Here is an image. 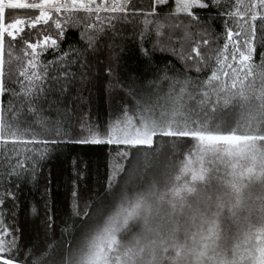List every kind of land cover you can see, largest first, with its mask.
Listing matches in <instances>:
<instances>
[{"label":"snow or ice","instance_id":"obj_1","mask_svg":"<svg viewBox=\"0 0 264 264\" xmlns=\"http://www.w3.org/2000/svg\"><path fill=\"white\" fill-rule=\"evenodd\" d=\"M175 2L177 13L186 14L198 23L194 7L203 10L213 7L219 12L224 0ZM150 3L152 11L146 12L138 10L133 0H0V166H7L6 175L17 179L27 175L34 181L42 170L41 162L49 156V145L74 143L117 146L122 149L118 154L125 161L134 151H143L147 168L150 167L147 153L155 149L159 138H168L173 149L192 141L193 147L180 161L169 186L161 190L152 182L132 195L127 188L123 189L118 203L107 215L96 213L97 221L82 228L75 245L62 240L71 251L56 264H264V71H256L257 67L264 68V55L260 66L253 63L254 44L260 42L257 31L264 33V0H230L233 10L219 13L225 17V32L223 47L214 57L216 67L203 81L172 80L165 104L158 105V110L137 102L138 110L130 115L124 106L121 115L104 125L82 121L73 129L78 138L69 139L72 132L60 125L50 129L43 120L38 122L42 128L39 134L31 127L21 128L19 111L11 102L3 103L5 95L22 99L27 111L35 114L36 105L49 103L51 107L52 103L62 102L69 82L76 79L64 62L69 66L79 63L86 68L88 65L81 63V58L88 50H96L106 29H114L118 22L155 16L156 7L166 6L169 0ZM6 10L35 11L7 17ZM142 23L141 43L149 26L154 25L158 39L152 51L161 52L167 51L159 47L165 27L191 26L154 24L147 18ZM229 24H234L237 30L234 32ZM80 27L84 29L82 38L87 40L84 51L70 48L55 61L41 63L42 55L49 51L55 54L60 48L66 30ZM32 30H36L35 34ZM89 32L95 35H87ZM185 38H190V33L185 32ZM209 43L203 40L204 46ZM16 44L23 46L26 64L23 70L13 73L11 64L22 59L13 56ZM192 53L207 67L199 44L192 48ZM140 54L146 60L151 59L148 49L141 47ZM70 55L75 59L66 60ZM52 67L60 71L53 75L49 71ZM196 71L200 72L201 67ZM106 74L111 76V69ZM169 79L167 75L161 77ZM9 83L19 85V91L7 87ZM111 90L112 85L106 87V91ZM49 94L57 99L49 101ZM192 103L195 108L190 106ZM229 121L232 126L225 130ZM49 133L54 138H37ZM124 172L125 167L121 166L109 176L106 192L115 187L117 175ZM72 196L75 200L77 192L73 191ZM6 199L15 201V193L9 191L0 196V264H23L19 258V237L4 223L8 214L4 209ZM75 208L73 204V216L86 224L92 213L85 211L80 216ZM30 213L38 214L35 206ZM51 223L49 215V227ZM72 232L73 225L66 223L63 234ZM55 251V245L49 246L44 258ZM32 264L38 261L33 260Z\"/></svg>","mask_w":264,"mask_h":264},{"label":"trees","instance_id":"obj_2","mask_svg":"<svg viewBox=\"0 0 264 264\" xmlns=\"http://www.w3.org/2000/svg\"><path fill=\"white\" fill-rule=\"evenodd\" d=\"M133 2L138 10L152 11L153 5L150 0H133ZM176 7L174 1L169 0L166 6L156 7L157 15L155 16L138 17L130 23L118 22L114 29H106L101 35L96 50H88L87 54L81 58V63H87L86 68H81L79 63L69 66L64 62V67L75 74L76 79L75 82H69L68 93L62 102L52 103L51 107L49 103L36 105L35 114L27 111L28 106L23 104L22 99H13L10 95L3 97L4 105L11 102L19 111L21 128L31 127L39 134L42 128L38 122L43 120L44 125L50 129L60 125L72 132L69 139L78 138L73 129L82 121L104 125L106 121L121 115L124 106L128 108L130 115L138 110L137 102L144 106L153 104V107L158 110V105L165 104L172 80L183 81L191 78L193 82L203 81L216 67L214 57L222 47L225 32V17L219 13L233 10L230 0H224L219 12L213 7L206 10L194 7L193 15L199 17V22L196 23L186 14L177 13ZM34 11L6 10V16H23L33 14ZM209 16L212 17L211 20ZM145 18L152 20L154 24L163 22L168 25L180 23L181 25L191 24V26L165 27L163 35L159 37V47L167 51H152L158 39L154 25L149 26L148 34L142 43L140 40V33L144 31L142 21ZM257 25L259 27V21ZM229 26L234 32L237 30L234 24ZM32 31L35 34L36 30ZM83 32V27L66 30L65 38L60 42V48L55 54L49 51L42 55L41 63L55 61L59 55L68 52L70 48L84 51L87 40L82 38ZM185 32L190 33V38H185ZM87 35H95V33L89 32ZM257 38L260 42L254 44L256 51L253 55V63L260 66L261 56L264 55V39H262L264 33L257 31ZM205 39L210 42L208 46L203 45ZM197 44L200 45V52L207 67L195 59L192 53V48ZM22 47L20 44L15 45L17 51L13 52V56H21L22 59L13 61L11 64L13 73L23 70L26 64V58L21 51ZM141 47L150 51V60H146L140 54ZM180 56L185 59L179 58ZM188 56L194 58L188 60L186 59ZM5 59L8 60L7 55ZM73 59L75 57L71 55L66 58V60ZM197 67H201L200 72L196 71ZM108 69H111V76L106 74ZM49 71L55 75L60 69L52 67ZM256 71H264V68L257 67ZM84 72L87 76L82 75ZM164 75L170 79L161 80ZM109 85H112L114 90L106 91ZM6 86L16 87L19 91V85L9 83ZM120 86H123V90H120ZM129 92L132 94L129 95ZM74 97L78 98L74 100ZM56 99L54 94H49V101ZM190 106L196 107L195 103ZM231 126L232 122L229 121L224 126L225 130ZM37 138L54 137L49 133L43 136L38 135ZM159 140L155 149L147 153V163L150 165L147 168H145L143 151H134L132 157L125 161L118 154L122 149H118L117 146L74 143L49 145V156L41 162L42 170L34 181L27 175L21 179L6 175L7 166H0V196L9 191L16 196L15 201L6 199L4 209L8 214L4 217V223L11 228L13 235L19 237V258L23 264H32L33 260H37L38 264H56L61 257L71 251V247L66 248L62 240L71 241L72 245H75L82 228L97 221L96 213L102 212L107 215L118 203L119 194L123 189L127 188L128 194L132 195L144 190L152 182H155L161 190L169 186L178 172L180 161L193 147V142L180 143L176 149H173L168 138H159ZM32 147L43 148L37 145ZM166 155L169 156L170 161L165 163L166 168L162 175L159 166ZM121 166L125 167V172L117 175L115 187L106 192L109 176ZM73 191L77 192L75 200L72 196ZM258 191L259 189L255 192ZM73 204L76 205L75 211L80 216H83L85 211L92 213L86 224L82 225L81 220L73 216ZM89 205L91 208L88 207ZM33 206L38 210L35 216L30 213ZM49 215L52 218L51 227L48 226ZM66 223L73 225L71 235L63 234ZM51 245H55L56 251L52 256L44 258V254L49 251Z\"/></svg>","mask_w":264,"mask_h":264},{"label":"rangeland","instance_id":"obj_3","mask_svg":"<svg viewBox=\"0 0 264 264\" xmlns=\"http://www.w3.org/2000/svg\"><path fill=\"white\" fill-rule=\"evenodd\" d=\"M172 1H174V5H177L176 4V2H175V0H172ZM224 43V42H223ZM223 43H222V47H223ZM221 47V48H222ZM146 106V105H145ZM147 106H151V107H153V104H148ZM221 117L220 116H218L217 117V119L219 120ZM170 161V159H169V156L168 155H166L165 156V159L163 160V162L161 163V165L159 166V171H160V173H162V175H163V172L165 171V168H166V164L168 163ZM166 163V164H165ZM165 166V167H164ZM258 189H254V191H257Z\"/></svg>","mask_w":264,"mask_h":264}]
</instances>
